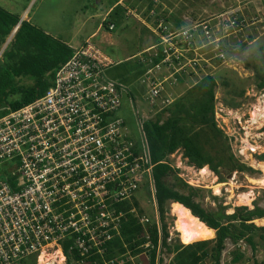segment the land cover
I'll return each mask as SVG.
<instances>
[{
  "label": "built area",
  "instance_id": "1",
  "mask_svg": "<svg viewBox=\"0 0 264 264\" xmlns=\"http://www.w3.org/2000/svg\"><path fill=\"white\" fill-rule=\"evenodd\" d=\"M161 6L160 0H152L146 14L130 9L126 14L156 38V44L143 53L144 57L149 53L151 67L142 79L154 108L168 85L191 75L201 80V71L204 77L211 75L206 71L213 66L201 55L202 49L213 47L216 59L224 63L222 42L250 25L238 7L173 30ZM105 23L109 32L116 30L108 17L102 28ZM255 24L253 20L251 25ZM199 42L204 45L199 47ZM115 65L112 57L88 41L74 49L45 95L0 118V264L39 259L51 250L67 264L64 243L76 255V264H133L135 258L150 264L153 252L155 264H163L166 248L154 164L142 122L141 138L135 140L119 116L128 88L107 78ZM162 70L168 75L157 77ZM171 103L167 100L163 105ZM142 183L148 184L155 207L157 244L147 230L152 220L140 216L135 207L124 206L133 202ZM132 214L145 228V243L138 248L142 252L127 251L107 261L111 243L121 238L123 224Z\"/></svg>",
  "mask_w": 264,
  "mask_h": 264
},
{
  "label": "rangeland",
  "instance_id": "2",
  "mask_svg": "<svg viewBox=\"0 0 264 264\" xmlns=\"http://www.w3.org/2000/svg\"><path fill=\"white\" fill-rule=\"evenodd\" d=\"M116 1L118 0H100V4L94 6L93 0L91 4L89 0H84L86 4H83V11L73 24L78 27L82 26L81 32L83 34L94 31L102 24L103 17ZM172 1L175 4V10L190 16V0ZM207 1L210 2L212 8L217 9L212 12L211 15L213 16L230 9H236L239 6L242 7L250 24L243 32L239 34L232 33L222 42L221 51L225 54L224 63L216 59L218 52H214L213 47L202 49L201 55L210 60L213 68L207 69L206 72L215 77L218 84L215 106L218 127L228 138L230 152L236 161L251 169L244 172H232L222 168L220 169V177L223 181H221L220 177L208 167H206L205 174L201 172V169L191 166L183 157L182 152H177L170 157L169 162L174 168L180 170L179 175L187 184L204 190L200 202L205 208L213 211H226L231 214L239 207L252 209L256 202L264 207V186L260 183L264 179V161L261 158L264 154V0H256L255 3L250 1L238 3L236 0H221V2L218 0H195V4H206ZM220 3L223 5L219 8ZM124 4L119 5V7L124 6L125 9L123 23L118 25L113 32L101 27L102 30L93 40L98 48L102 49L117 63L109 70L117 73L118 77L132 74L133 71H136V75L140 69L143 70V65L151 67L149 53L146 54V57L143 53L156 44L155 36L143 23L133 17L126 18L127 9L146 14L147 8L149 9L152 6V0H125ZM122 13L123 11L120 12V15ZM95 14L99 16L89 19L87 22L88 18ZM206 20L202 19L196 23ZM253 20L256 21L255 25H251ZM126 21H129V23ZM186 22L187 27L192 25H190V17ZM251 30L253 31L252 35L250 34ZM13 37L14 33L0 47V59L3 53L7 51ZM255 38H259V41L252 43ZM203 45L204 42L198 43L199 47ZM142 58L145 59L146 64L142 65ZM203 73L201 71L200 75L204 78ZM199 80L200 78L195 77L193 80L190 79V83H188L189 81L185 78L181 83L168 85L166 93L169 95L162 94L158 100V108L155 111L151 109L148 101V89L145 85V96L135 97L133 117L130 122L127 120L125 124L129 136L139 140L142 134L140 121L154 118L167 107L163 105L167 100L176 102L184 97L186 98V96L188 99L190 90L194 88ZM17 82L26 86H31L34 83L31 79L17 80ZM192 96L196 95L193 94ZM147 115L148 117L143 119ZM133 201L138 204L144 215L152 221L154 220L155 207L147 183L140 185ZM176 220L177 218L173 214L171 206L170 214L166 216L170 235L168 242L171 244L179 242L184 245L180 240L179 232L176 230ZM255 224L264 227L263 220H258ZM214 238L205 241H211ZM255 245V247H252L245 242H241L238 246H233L228 243L227 250L223 254L222 264H264V239L260 235L256 236ZM235 251L244 257L238 263L233 262ZM45 254V258L41 257V254L39 259H28L30 261L27 264H63V259L58 251L51 250ZM163 254V264H173L174 254L170 253L168 249L164 250ZM133 264H145V262L142 258H135ZM206 264L211 263L207 262Z\"/></svg>",
  "mask_w": 264,
  "mask_h": 264
},
{
  "label": "trees",
  "instance_id": "3",
  "mask_svg": "<svg viewBox=\"0 0 264 264\" xmlns=\"http://www.w3.org/2000/svg\"><path fill=\"white\" fill-rule=\"evenodd\" d=\"M118 7L108 17L109 22L114 23L116 28L123 23L125 17L124 6ZM121 11L123 15H120ZM107 27L105 23L106 30ZM16 29L7 51L0 59V118L9 111L18 110L45 95L53 84L56 72L74 54V49L66 43L44 33L29 22H21L20 17L0 8V47ZM158 62L159 59H156L155 63ZM142 67L149 68L145 65ZM22 79H31L34 83L31 86L18 84L17 80ZM217 87L216 78L212 75L206 76L190 90L188 99L186 96L173 102L154 118L142 122L143 133L149 144L154 164L153 176L162 223L163 247L174 254L173 264H206L207 262L222 264L228 243L238 246L241 242H245L255 247L257 235L264 239V227L255 224L256 221L264 219V207L256 202L252 209L239 207L231 214L226 211L209 210L200 202L204 190L187 184L180 177V170L169 162L170 157L182 152L191 166L197 169L208 167L219 177L222 168L232 172L251 169L236 161L230 152L228 138L218 127L215 116ZM193 94L196 96H192ZM153 108L151 106V109ZM261 158L264 161V154ZM220 180L223 181L221 177ZM174 203L183 205L194 217L214 230L215 238L190 245H182L179 242L168 243L170 235L166 216L170 214ZM124 206L126 209L135 207L140 216L144 215L135 201ZM147 230L154 244H157L158 233L154 220ZM144 234L145 228L140 224L139 218L133 214L129 215L123 224L121 238L110 245L107 261L127 251H131L133 255L141 253L142 250L138 248L145 243ZM63 249L67 256V264H76L77 257L74 253H69L68 243L63 244ZM233 255L234 263L244 258L236 251ZM36 259V257L30 258V260ZM30 260H24L19 264H27ZM155 261L153 252L150 264H155ZM95 264L105 263L99 261Z\"/></svg>",
  "mask_w": 264,
  "mask_h": 264
},
{
  "label": "crops",
  "instance_id": "4",
  "mask_svg": "<svg viewBox=\"0 0 264 264\" xmlns=\"http://www.w3.org/2000/svg\"><path fill=\"white\" fill-rule=\"evenodd\" d=\"M93 1L94 6H98L100 4V0ZM218 1L221 2V0ZM236 1L238 3L244 1H250L253 3L256 2V0ZM160 2L162 5V11L167 20L170 22V26L173 30L186 28V20H188L189 17L190 25L192 24L191 26H193L196 24V22L201 21L202 19L206 20L215 17L219 14H222L221 12L214 16L211 15L212 12L217 9H215V7L212 8L209 1H207L206 4L202 3L201 5H199L195 4V0H190V16L182 14L181 12L175 10V4L172 0H163ZM89 3L91 4L92 0H89ZM124 3L125 0L116 1L114 6L107 11L102 20L109 17L110 13L114 10L116 6L125 5ZM83 4H86L84 0H0V8L13 15L20 17L21 22L31 23L38 29L42 30L44 33L58 40H61L73 49H78L82 47L88 41L93 42V40L98 36L100 31L102 30L100 24L98 28L94 31L83 34L81 32L82 26L78 27L73 24L76 18L81 15L83 11ZM222 5L223 4L220 3L218 7L220 8L222 7ZM239 8L242 9V7L240 6ZM98 16V14L91 15L88 18L87 22L89 21V19H93ZM129 21L126 22L129 23ZM127 23L125 24L127 25ZM256 30L258 29L256 28ZM250 34H253L252 30ZM258 41L259 38H255L252 43H257ZM146 70L147 69H140V71L136 75V71H133L132 74L129 73V75H122L119 77L117 73L110 72L111 70H108L106 73L108 79L121 83L128 88V92L123 97L122 108L119 111V116L124 119L125 124L127 120L130 122L133 117V101H135V97L145 96L146 89L145 85L142 83V79L145 76ZM168 73L169 72L167 70H162L161 72H156V76L162 78L164 76H167ZM185 78H187V80L189 81L188 83H190V79L193 80L195 77L194 75L185 76L181 78L179 82L181 83ZM188 83H186V85H188ZM165 94L167 96L169 95L168 93ZM171 101L174 102V100ZM158 102L155 108L152 109V111H155L158 108ZM147 117L148 115L143 119H146Z\"/></svg>",
  "mask_w": 264,
  "mask_h": 264
},
{
  "label": "bare ground",
  "instance_id": "5",
  "mask_svg": "<svg viewBox=\"0 0 264 264\" xmlns=\"http://www.w3.org/2000/svg\"><path fill=\"white\" fill-rule=\"evenodd\" d=\"M206 170L207 169L205 167L201 169V172L205 173ZM260 183L264 186V179H262ZM172 212L177 218L176 230L179 232L180 240L184 245H190L195 242L210 240L215 237V231L207 227L198 218L194 217L191 214L190 210L185 208L183 205L178 203L172 204ZM45 256L46 254L43 253L41 257L45 258ZM54 258L52 259L54 260Z\"/></svg>",
  "mask_w": 264,
  "mask_h": 264
},
{
  "label": "water",
  "instance_id": "6",
  "mask_svg": "<svg viewBox=\"0 0 264 264\" xmlns=\"http://www.w3.org/2000/svg\"><path fill=\"white\" fill-rule=\"evenodd\" d=\"M18 29V28H17ZM17 29L15 30L14 34L16 33Z\"/></svg>",
  "mask_w": 264,
  "mask_h": 264
}]
</instances>
